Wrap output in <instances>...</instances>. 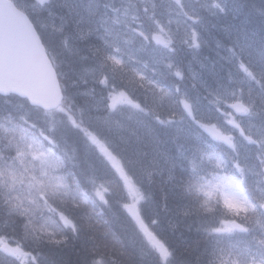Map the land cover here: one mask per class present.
Returning a JSON list of instances; mask_svg holds the SVG:
<instances>
[{
    "label": "snow or ice",
    "instance_id": "6c2138e0",
    "mask_svg": "<svg viewBox=\"0 0 264 264\" xmlns=\"http://www.w3.org/2000/svg\"><path fill=\"white\" fill-rule=\"evenodd\" d=\"M0 264H264V0H0Z\"/></svg>",
    "mask_w": 264,
    "mask_h": 264
}]
</instances>
